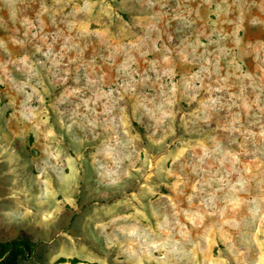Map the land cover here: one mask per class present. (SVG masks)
<instances>
[{
  "label": "clouds",
  "instance_id": "1",
  "mask_svg": "<svg viewBox=\"0 0 264 264\" xmlns=\"http://www.w3.org/2000/svg\"><path fill=\"white\" fill-rule=\"evenodd\" d=\"M0 264H264V0H0Z\"/></svg>",
  "mask_w": 264,
  "mask_h": 264
}]
</instances>
